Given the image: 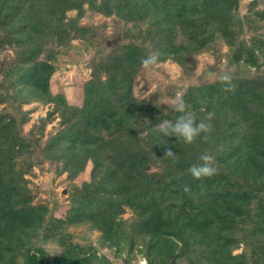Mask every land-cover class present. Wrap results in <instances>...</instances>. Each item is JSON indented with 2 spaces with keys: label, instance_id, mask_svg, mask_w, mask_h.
I'll list each match as a JSON object with an SVG mask.
<instances>
[{
  "label": "trees",
  "instance_id": "trees-1",
  "mask_svg": "<svg viewBox=\"0 0 264 264\" xmlns=\"http://www.w3.org/2000/svg\"><path fill=\"white\" fill-rule=\"evenodd\" d=\"M260 2L252 0V9ZM238 4L0 0V52L15 53L0 57V264H138L141 258L146 264H264V37H244L253 16L264 21V9L240 14ZM70 10L77 14L68 16ZM87 10L113 17L121 29L115 54L94 45L104 39L82 23ZM76 38L98 56L82 105H57L24 131L31 119L24 105L48 102L37 81L50 82L59 55ZM205 51L243 68L230 74L231 90L208 70L196 75V56ZM150 53L159 54L158 63L181 66L190 82L181 95L197 121L214 113L207 140L202 134L186 144L158 131L161 121L181 113L168 107L161 90L135 95L141 58ZM57 116L60 128L42 142ZM78 147L85 151L69 174L77 176L88 161L93 167L90 180L72 193V216L65 220L33 202L26 174L42 163L65 164ZM169 149L175 158L165 156ZM205 152L218 172L195 179L188 169ZM127 209L130 218L123 217ZM81 224L101 233L100 248L75 241L69 228ZM53 243L60 250L51 255ZM101 248L111 249L114 260Z\"/></svg>",
  "mask_w": 264,
  "mask_h": 264
},
{
  "label": "rangeland",
  "instance_id": "rangeland-1",
  "mask_svg": "<svg viewBox=\"0 0 264 264\" xmlns=\"http://www.w3.org/2000/svg\"><path fill=\"white\" fill-rule=\"evenodd\" d=\"M252 0H239L237 11L240 14L250 13L252 10L264 9V3L260 2L254 9L251 7ZM76 10L68 11V16L76 15ZM255 16L252 17L250 25L246 27L244 37L249 41L256 40L260 37H264V21H253ZM83 24H89L96 28L98 36H101L104 41L94 40V45L104 49V52L108 51L112 55L113 47L117 46L121 41V29L116 26L113 17L105 16L100 13H95L90 16V11L87 10L85 16L81 19ZM228 50L227 45H223L220 49L222 53ZM95 48L88 45L87 42L80 38L72 40V47L68 52L59 55L57 61V71L53 74L50 82L47 80L37 81L45 90L48 96L47 104H41L37 101L25 104L24 109L30 111V121L27 122L23 128L24 131H29L34 124H36L40 116H46L49 110H52L57 105H62L64 102H68L74 105H82L84 100L83 84L91 77V71L93 69V62L98 58L95 55ZM14 49L9 47L6 50L0 52V57L14 56ZM220 54L205 51L196 56V68L195 73L197 76L203 74L206 70L210 72V75L219 78L220 74L227 71L230 74L243 70L242 67L236 64L227 63V57L224 55L221 62H217V56ZM98 60V59H97ZM96 60V61H97ZM142 73L136 77L134 81V93L139 97H148L152 92H162L165 101H170L177 95H181L190 83L182 73L181 66L172 60L160 62L150 69H143ZM195 82L196 80H192ZM191 81V82H192ZM59 117H53V120L46 125L45 137L42 138V142L46 137L52 133H55L59 128ZM84 147H78L73 150V154L70 159L63 164L62 162L42 163L35 166L30 172L26 174V178L29 180L28 186L35 190L34 203H43L48 206L54 215L68 220L72 216L70 199L76 186H81L84 181L90 180L91 170L93 164L88 161L85 169L77 176H71L70 171L75 169L76 162L81 155H83ZM124 218L132 217L131 209L123 214ZM74 234H76L75 241L80 242L82 245L89 247L100 248L101 233L99 231L89 229V225H78L69 228ZM51 252H59L60 247L58 245L48 244ZM242 247L234 250V253L241 252ZM101 253H105L108 257L113 259L111 255V249L101 248ZM114 260V259H113ZM118 264H128L127 261H117ZM132 264H137L134 261ZM138 264H146V260L141 258Z\"/></svg>",
  "mask_w": 264,
  "mask_h": 264
},
{
  "label": "clouds",
  "instance_id": "clouds-1",
  "mask_svg": "<svg viewBox=\"0 0 264 264\" xmlns=\"http://www.w3.org/2000/svg\"><path fill=\"white\" fill-rule=\"evenodd\" d=\"M159 62L158 53H150L149 55L141 58V66L145 69H150L157 65ZM220 82L226 85L225 90H231L232 76L229 72L225 71L219 76ZM168 107L181 115L177 116L175 120H163L158 124V131L164 136H175L182 138L186 144H192L198 137L203 135V139H208V133L212 131V124L210 123L214 118L213 112H208L204 119L197 121L194 113L187 110V104L182 95L174 97ZM157 107H160L156 104ZM165 156L175 158L176 154L171 149L166 152ZM199 163L191 165L188 169L189 173L195 179L210 178L217 174L218 168L215 166V157L210 153H203L199 157ZM59 253L54 252L51 255Z\"/></svg>",
  "mask_w": 264,
  "mask_h": 264
}]
</instances>
